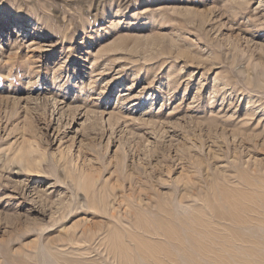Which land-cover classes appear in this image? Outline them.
Segmentation results:
<instances>
[{"label":"rangeland","instance_id":"1","mask_svg":"<svg viewBox=\"0 0 264 264\" xmlns=\"http://www.w3.org/2000/svg\"><path fill=\"white\" fill-rule=\"evenodd\" d=\"M0 264H264V0H0Z\"/></svg>","mask_w":264,"mask_h":264},{"label":"bare ground","instance_id":"2","mask_svg":"<svg viewBox=\"0 0 264 264\" xmlns=\"http://www.w3.org/2000/svg\"><path fill=\"white\" fill-rule=\"evenodd\" d=\"M85 176V175H84ZM87 177V176H86ZM89 177V176H88ZM87 181V180H86ZM89 181V180H88ZM83 182H85V181H83ZM241 203V202H240ZM245 207V206H244ZM164 210H167V208L164 206ZM163 210V211H164ZM168 211H170L169 209H168ZM167 212V211H166ZM44 214H45V212H44ZM237 215V214H236ZM140 222H142L143 221V218H140V220H139ZM164 222V221H163ZM162 229H163V231L165 232V234L166 235H168L169 237H171V238H173V239H176L177 241H179L180 242V244H182L183 242H184V237L183 236H179V235H177V225H175V224H166V225H164V226H162ZM119 233V232H118ZM120 238V236L119 235H117V233L115 234H113V238H111L110 240H111V246L113 247V249L115 250V252L117 253V255L118 254H120L121 256H127V252H126V249H125V246H123L122 244L123 243H121V239H119ZM192 241H193V239H192ZM182 242V243H181ZM186 244V243H185ZM185 244H183L184 245V247H185ZM187 245V244H186ZM192 246H193V242H192ZM192 246H191V248H192ZM143 247V246H142ZM145 247V246H144ZM149 248H151V247H149ZM147 249H148V246L146 245V247H145V251H147ZM158 249H159V247H158ZM149 250V249H148ZM151 250V249H150ZM157 250V249H156ZM162 250V249H161ZM161 250H160V252H161ZM193 250V249H192ZM159 251V250H158ZM148 252V251H147ZM150 252V251H149ZM152 252L154 253L155 252V250L154 249H152ZM39 253V252H38ZM49 253V252H48ZM169 254V253H168ZM165 255V254H164ZM170 255H171V253H170ZM172 256V255H171ZM174 256V255H173ZM161 263V262H160Z\"/></svg>","mask_w":264,"mask_h":264}]
</instances>
